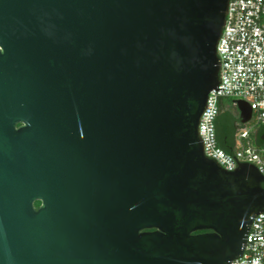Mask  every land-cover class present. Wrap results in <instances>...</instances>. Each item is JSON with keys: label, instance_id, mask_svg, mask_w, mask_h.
Masks as SVG:
<instances>
[{"label": "water", "instance_id": "1", "mask_svg": "<svg viewBox=\"0 0 264 264\" xmlns=\"http://www.w3.org/2000/svg\"><path fill=\"white\" fill-rule=\"evenodd\" d=\"M227 2L0 0V264L241 257L264 177L198 137Z\"/></svg>", "mask_w": 264, "mask_h": 264}, {"label": "built area", "instance_id": "2", "mask_svg": "<svg viewBox=\"0 0 264 264\" xmlns=\"http://www.w3.org/2000/svg\"><path fill=\"white\" fill-rule=\"evenodd\" d=\"M216 53L221 63L219 84L209 93L198 123L203 153L226 172H234L237 162L248 163L264 177V147L254 143L264 128V0H228ZM225 99L234 106L244 102L252 112L235 137L232 155L218 148L215 136L219 102ZM229 264H264V213L253 218L241 257Z\"/></svg>", "mask_w": 264, "mask_h": 264}, {"label": "trees", "instance_id": "3", "mask_svg": "<svg viewBox=\"0 0 264 264\" xmlns=\"http://www.w3.org/2000/svg\"><path fill=\"white\" fill-rule=\"evenodd\" d=\"M219 108L220 112L215 121L216 143L225 154L232 155L236 145L235 137L243 126L240 124L238 111L231 100H221ZM263 132L264 128L255 135L254 143L258 147H264V142L261 140ZM38 205L37 202L35 207Z\"/></svg>", "mask_w": 264, "mask_h": 264}, {"label": "flooded vegetation", "instance_id": "4", "mask_svg": "<svg viewBox=\"0 0 264 264\" xmlns=\"http://www.w3.org/2000/svg\"><path fill=\"white\" fill-rule=\"evenodd\" d=\"M39 203V202H38ZM36 204V203H35ZM35 204H34V206H35ZM40 206V203H39V205L37 206V207H35V208H38Z\"/></svg>", "mask_w": 264, "mask_h": 264}]
</instances>
